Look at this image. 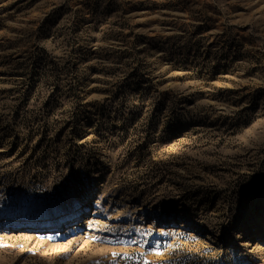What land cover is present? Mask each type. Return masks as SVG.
Masks as SVG:
<instances>
[{
  "label": "rangeland",
  "instance_id": "obj_1",
  "mask_svg": "<svg viewBox=\"0 0 264 264\" xmlns=\"http://www.w3.org/2000/svg\"><path fill=\"white\" fill-rule=\"evenodd\" d=\"M263 229L264 0H0V264H264Z\"/></svg>",
  "mask_w": 264,
  "mask_h": 264
},
{
  "label": "bare ground",
  "instance_id": "obj_2",
  "mask_svg": "<svg viewBox=\"0 0 264 264\" xmlns=\"http://www.w3.org/2000/svg\"><path fill=\"white\" fill-rule=\"evenodd\" d=\"M72 220L74 221L76 218H77V212L76 211H74V212H72ZM54 218H52V219H50V221L51 220H53ZM50 221H48V222H50ZM56 221H57V223L59 224V219L56 217ZM33 225H36V224H33ZM263 231V234H264V229L262 230Z\"/></svg>",
  "mask_w": 264,
  "mask_h": 264
}]
</instances>
